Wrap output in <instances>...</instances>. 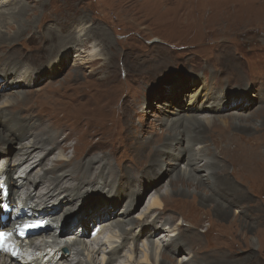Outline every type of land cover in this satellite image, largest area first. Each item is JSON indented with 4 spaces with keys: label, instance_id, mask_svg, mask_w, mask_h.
I'll return each mask as SVG.
<instances>
[{
    "label": "rangeland",
    "instance_id": "1",
    "mask_svg": "<svg viewBox=\"0 0 264 264\" xmlns=\"http://www.w3.org/2000/svg\"><path fill=\"white\" fill-rule=\"evenodd\" d=\"M0 16V67L2 61L9 68L22 64L41 75L36 85L24 90L27 100L19 104L40 105L50 112L52 103L44 97L55 95L58 100L53 103L58 107L57 112L52 111L54 115L66 116L73 126L77 120L81 126L80 135L79 130L75 132L70 127L58 131L65 137L71 136L62 148L66 159L71 153H85L87 160H99L98 163L123 167L126 171H136L134 164L138 159L146 174L156 147L165 159V151L177 153L175 149L180 145L173 144L172 149L162 145L168 146L165 138L171 119L176 118L178 129H183L178 117L182 109L178 107L187 104L197 89L203 90V95L214 91L209 92L211 98L220 95L224 103L238 99L242 90L251 91L249 99L250 95L255 100L264 98V0H0ZM154 39L158 42H153ZM12 56L22 62L9 64ZM51 63L57 66L48 75ZM5 97H0V103ZM261 105L264 103L254 104ZM222 114L209 116L224 117ZM236 114L226 115L234 119ZM261 115L259 118L255 113L246 120L241 117L248 127H224L218 123L205 128L201 132L206 137L203 143L210 144L213 137H226L229 131L226 128L236 130L245 139L264 135V114ZM34 116L35 113H30V124ZM196 135L188 137L196 141ZM118 141L120 144L113 145ZM261 143L262 139L257 137L249 146L252 152ZM184 146L185 142L181 148ZM248 156L239 163V168L253 179L254 188L236 184L241 178H220L216 181L219 192L231 195L223 201L203 178L202 184L174 181L177 192L163 198L167 209H171L167 215L177 218L174 229L181 223V216L185 218L184 229L192 226L196 229L197 233H192L198 236L195 242L201 247V254L191 264H264V149L256 152L251 161ZM2 157L0 154V163ZM209 158L208 162H212ZM181 168H185V161L175 165L169 156L155 167L159 181L156 186L146 188L147 182L141 175L138 176L142 183L136 180L130 183L131 190L147 189L142 200L137 198V208L131 214L135 219L146 210L156 192L166 191ZM25 169L26 165L22 167ZM205 170L200 174L205 175L208 171ZM200 174L197 175L204 177ZM92 175L94 179L105 177V174ZM97 187L91 185L79 202L71 200L63 205L59 213L62 232L67 230V223L98 209L115 195V189L106 187L101 192ZM65 197L63 194L55 202L65 201ZM128 200L124 199L118 210ZM230 201L238 203L230 205ZM67 205L70 207L65 209ZM65 210L71 211L66 214ZM74 227L77 230L81 225ZM166 230L169 235L168 226ZM110 235L108 232L105 237ZM181 239L188 240L185 236ZM142 246L136 248L137 254L141 253L137 259L142 257ZM94 247L91 248L98 250ZM187 249L179 250L177 256L165 253V264L177 261L183 264L189 255ZM103 257L105 252L99 254V261ZM79 259L72 256L71 261L62 264H81L82 261L77 262Z\"/></svg>",
    "mask_w": 264,
    "mask_h": 264
},
{
    "label": "bare ground",
    "instance_id": "2",
    "mask_svg": "<svg viewBox=\"0 0 264 264\" xmlns=\"http://www.w3.org/2000/svg\"><path fill=\"white\" fill-rule=\"evenodd\" d=\"M153 42L158 41L154 39ZM21 60L12 56L9 64L18 63V61L22 62ZM64 61L67 62V60ZM6 65V61H2V67H0V97L6 96L0 103V154L3 155L0 163V231L17 235L20 228L26 225L48 220L51 224L45 231L50 230V232L37 236L41 232H45L39 231L30 238V246L39 248L38 244L49 240L52 236L64 237L65 233L76 230L75 225H81V227L77 228L79 232L76 230L74 234L64 237H67V241L62 246L64 249L59 250L61 251L59 258L48 262L39 260L29 264H62L63 262L71 261L72 256L80 258L77 262L82 261L81 264H120L121 262H124L123 264H165V253L168 254L170 252L169 254L177 256L179 250L185 247H189V250L187 249L189 255L184 258L183 264H191L201 254V247H197L195 242L198 236L196 235V237L192 233V231L196 232V229L194 226L190 227V229H184L185 218L183 216H181V223L174 229L173 225L177 218L174 217L175 215H167L171 212V209H167L163 198L167 199L172 193L177 192L175 188L177 182L198 181V183L201 182L202 184L204 179L207 186L214 188V195L223 201L229 199L231 195L227 192H219L216 181L222 180L220 178L227 177L232 180L233 178H241L242 181L239 182L237 180L236 184L255 187L253 179L246 173V170H240L239 163L248 155L247 159L251 161L256 152L264 149V135L258 134L245 139L236 130L226 128V131L229 130L227 136H221L218 139L215 137L210 138V144L203 143L206 137L201 135L205 128L212 127L218 123L224 127H248L241 120L251 119V116L255 115V113H258L260 118L261 114H264L262 110L264 106L255 107L254 104H263L264 98H261L263 99L261 101L260 99L255 100L251 99L250 95L249 99L250 90H242V94L237 96L239 100L234 99L233 101L230 99L228 103H224L220 95L217 96L216 94L211 98L212 94L210 95L209 93L211 90L203 95V90L197 89L191 95V99L187 104L178 107L179 110L182 109V112L179 111L181 115H178V117L182 122L183 129H178L176 118L171 119L170 131H168L165 138L168 146L166 144L162 145V147L167 149H172L173 144L176 146L180 145L179 149H175L177 153L174 154V150L165 151V159V156L161 155L160 148L156 147L152 151L154 159L148 163L149 165L147 164L146 174H143V168L138 159L134 164V170L136 171L132 170V173L131 170H124L123 167H110L111 165L108 166L107 163L99 162L101 164L98 165L99 160L96 161L91 158L87 160L85 153L81 155L79 153H71V155H68L69 158L66 159L63 147L70 142L71 136L67 135L65 137L62 132L58 133V131L69 129L70 127L75 132L79 130L80 135L82 129L78 121L75 120L73 126L66 121V116L54 115L52 111L55 109L57 112L56 109L58 107L53 103L54 100H58L55 95L44 97L52 103L49 105L52 107L50 112L46 111V108L41 109L40 105L26 107L19 104L27 100L28 95L24 90H29L30 86L36 85V79L41 75L37 70L26 65L20 64L17 68L15 64L11 68ZM62 65L66 66L67 64L63 63ZM56 66L51 63L47 74H51ZM9 75L12 76L8 80L6 78ZM11 90L13 91L9 94L8 92ZM211 92L213 93L214 91ZM252 96L257 95L253 94ZM257 97L260 98L259 96ZM246 99L250 100L249 103L244 101ZM251 107L258 109L252 113L248 112L249 109H252ZM231 112H238L234 119H231L230 115H226ZM30 113H35V120L31 124ZM219 113H223L222 115L225 116H209L218 115ZM241 117L245 118L242 119ZM110 125L108 124V126ZM193 133L197 134L195 140L198 143L188 137ZM199 134L201 137H199ZM257 137L262 139L261 147L252 152L253 149L249 146ZM183 142H185L186 146L181 148ZM115 144H120V141L113 145ZM59 152V158L56 159ZM169 154H172V156ZM169 156L175 165L184 160L185 168L180 169L173 183H169V187L165 192L160 194L156 192L146 210L141 213L140 217L135 219L131 214L137 208V198L142 200L147 189L143 192L136 189L131 190L129 189L130 183L135 180L142 183V176L147 182L146 188L148 185L151 187L156 186L159 181L155 167L162 161L168 160ZM210 156L213 159L212 162H208V157ZM229 158L233 160L229 161ZM210 164H212L211 167L208 166ZM24 165L27 166V169L22 170ZM204 167L208 171L202 169ZM212 167H218V169H212ZM230 167L232 172H230ZM202 170L206 171L205 175L200 174L203 172ZM219 172L220 174H218ZM92 173L105 174V177L94 179ZM110 174L113 175L110 176ZM197 174L204 177H200ZM69 184L74 187L68 186ZM91 185H97V189L101 190V192L106 191V187H109L112 191L115 189L113 191L115 195L112 194L109 201L98 209L84 213L78 219L75 218L74 221L67 223L66 227L64 226L67 230L62 232L61 227H56V224L59 223V213L63 210V205L71 200L79 202L82 198L84 199L90 191ZM109 188L108 190H110ZM63 194H66L65 201L55 202L56 199L60 200ZM127 197L129 200L122 206L123 208L118 210L123 200ZM35 198L38 200L36 201ZM237 203L230 201L229 204L237 205ZM7 206L13 209L12 213H7L4 210ZM68 207L70 205H67L65 209ZM70 211L66 212L65 210L66 214L70 213ZM167 226L170 229L169 235L166 230ZM94 229L96 235L93 238H85L87 236L91 237L93 234L90 232ZM135 229H137V233L134 232ZM108 232L111 234L110 237H105ZM207 232L205 231V233ZM184 236L188 240H182L181 238ZM104 237L105 239L107 238L106 241ZM157 239H160V243L155 242ZM141 245H143L141 250L142 257L137 259L141 253L137 254L136 248ZM90 246H95L98 250ZM126 249H128V252L125 254ZM101 252H105V257L99 261L98 256ZM0 264L24 263H21L16 257H8L4 253H0ZM177 264H182V262L177 261Z\"/></svg>",
    "mask_w": 264,
    "mask_h": 264
},
{
    "label": "snow or ice",
    "instance_id": "3",
    "mask_svg": "<svg viewBox=\"0 0 264 264\" xmlns=\"http://www.w3.org/2000/svg\"><path fill=\"white\" fill-rule=\"evenodd\" d=\"M28 229H32L34 227H38V225H26L25 226ZM9 233L0 232V246H2V242L9 236Z\"/></svg>",
    "mask_w": 264,
    "mask_h": 264
}]
</instances>
